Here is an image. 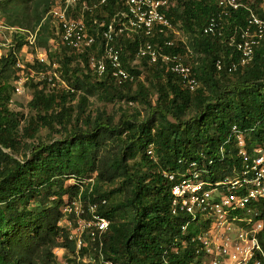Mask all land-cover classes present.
<instances>
[{"label":"trees","instance_id":"1","mask_svg":"<svg viewBox=\"0 0 264 264\" xmlns=\"http://www.w3.org/2000/svg\"><path fill=\"white\" fill-rule=\"evenodd\" d=\"M58 1L0 0V14L7 23L35 32L36 45L62 67L67 82L59 89L50 87L47 79L33 84L29 107L35 114L29 119L20 117L10 108L13 80L41 72L45 65L35 61L24 68L17 66L26 43L24 35L14 34L12 45L0 57V264H58L57 247H66L73 256L75 245L60 223L66 199L80 195L97 203L111 225L102 258L90 252L94 262L72 257L73 264H103V260L200 264L195 238L207 223L172 212L173 183L165 173L196 162L214 180L231 174L239 162L231 142L234 126L249 143L264 146V37L246 65L240 63L241 54L231 44L237 31L246 26L249 8L264 18L261 0H241L244 5L227 14L218 0H170L166 14L186 33L187 41L167 45L172 35L165 33L115 35L122 62L135 75L133 81L124 83L91 68L93 50L77 55L54 42L59 34L49 12ZM125 9L123 0H109L85 12V20L96 34L104 29L103 22L108 24ZM212 18L218 29L216 34H207L204 29ZM147 41L166 53L195 57L192 67L200 86L191 91L179 74L161 62L151 64L149 84L138 81L141 71L133 63L139 58L140 44ZM141 58L144 64L150 61ZM73 60L77 65L70 68ZM97 93L105 99L135 103L145 112L138 106H120L113 112L98 108L93 115L88 108L90 97ZM42 128L49 130L50 140L39 138ZM71 179L76 183L69 184ZM106 185L115 186L108 191L103 188ZM260 210L264 219V201ZM260 241L264 249V231Z\"/></svg>","mask_w":264,"mask_h":264},{"label":"built area","instance_id":"2","mask_svg":"<svg viewBox=\"0 0 264 264\" xmlns=\"http://www.w3.org/2000/svg\"><path fill=\"white\" fill-rule=\"evenodd\" d=\"M108 2L109 0L56 2L49 12L59 34L54 42L65 44L77 55L98 49V54L89 57L90 66L98 75L110 73L118 83L133 81L134 75L125 68L120 51L114 45L115 35L126 32L142 33L145 36L163 33L171 35L174 24L166 14L170 0H123L126 9L119 11L108 24L103 22L101 26L104 29L94 34L85 20V12H93ZM218 2L224 14L244 5L241 0ZM261 2L264 4V0ZM249 11L246 26L238 30L237 37L231 40V44L241 54L242 65L253 60L255 47L264 37V18L259 17L252 8ZM217 26L216 19L212 18L204 32L216 34ZM14 34L24 35L25 46L32 47L35 52L37 34L10 26L0 14V38H3L0 57L12 45ZM166 43L173 45V37ZM4 49L6 50L3 51ZM34 52L27 61H23L19 53L17 66L24 68L37 61L45 65L46 69L48 56L42 53L36 56ZM138 55L149 58L153 63L161 62L167 70L179 74L191 91L200 86L193 67L183 61L181 54L166 53L147 41L140 46ZM49 62L52 63L50 60ZM34 73L38 75L40 72ZM27 78L24 75L14 81L17 93L24 91ZM233 132L234 140L231 142L235 144L239 162L233 165L232 173L223 179L214 180L207 169H199L196 162H192L184 170L165 173L166 178L173 183L172 212L188 214L192 222L207 223L206 229L195 238L196 257L200 264H264V249L260 241V235L264 231V219L260 217V203L264 201V146L249 143V139L240 134L236 126L233 127ZM89 182L93 181L89 179ZM102 203L107 201L103 200ZM63 213L60 225L69 230V239L76 248L72 257L77 261L90 263L95 261L90 252H98L102 258L104 238L109 231L111 219L99 212L97 203L86 201L81 195L72 200L66 199ZM56 249L68 251L66 247ZM84 249L89 252L82 255ZM63 264L70 263L65 261ZM103 264L114 263L103 260Z\"/></svg>","mask_w":264,"mask_h":264},{"label":"rangeland","instance_id":"3","mask_svg":"<svg viewBox=\"0 0 264 264\" xmlns=\"http://www.w3.org/2000/svg\"><path fill=\"white\" fill-rule=\"evenodd\" d=\"M261 6L264 7V4L261 3ZM131 33H135V32H131ZM171 35L174 39V44L176 41H183L186 42L187 41V35L186 33L178 28L177 26L174 25V31L171 32ZM3 42V38H0V43ZM58 43H60L58 41ZM143 44V43H142ZM140 44V46L142 45ZM22 48L21 52H20V58L23 61H27L30 57V54L32 52H34L33 48L30 46H25ZM140 48V47H139ZM158 48V47H157ZM6 49H4L3 51H5ZM56 49H54L55 51ZM60 56H62L64 54V52L62 51L61 47H60ZM53 51V52H54ZM100 52V50L96 49L93 51V54H98ZM38 53H42L47 57L46 54V50H44V48L41 47H36L35 48V52L34 54L37 56ZM5 54V53H4ZM68 55H70V53H68ZM139 58H137V60L133 63V65L136 66V68H138L141 71V74L139 75V77H136V79L141 82H146V84H149L148 80L150 78H152V71L150 69L151 64H154L151 61L146 62L147 64H144V60L141 58V56L138 55ZM183 61L185 63H187L189 66H193L195 64V57H189L186 58V56H182ZM82 60V58H79ZM48 60V59H47ZM77 65V61L75 62L73 60V62L71 61L70 64V68L73 66ZM61 66H59L58 64H52L49 62L46 63V69L42 72H40L38 75L35 74L34 72H31L30 76L27 78V82L24 86V91L22 93H17L15 91L14 88V92L12 94V99L10 102V108L15 111L18 112L20 117L23 115L25 118L29 119L31 116H33L35 114V111L31 110L29 107V102L32 100L33 98V87L32 85L35 83H38L42 80L47 79L48 82H50V87L55 88V89H59L62 86H67V82L65 81L64 76L61 74ZM33 75V76H32ZM134 75V74H133ZM56 78V80H54L53 78ZM135 77V75H134ZM30 78V79H29ZM15 81V80H13ZM14 84V82H13ZM120 106H122V108H127V109H132L133 107L138 106V108L142 109V113L144 111V109L139 106L136 105L135 103H127L124 100H120L118 101V98H114V99H105L103 97H101V93H97L95 96H91L90 97V104H89V112H91L93 115L96 113L98 108L101 109H106L107 111L113 112L116 109H118ZM145 112V111H144ZM144 114V113H143ZM24 124V121H21V125ZM51 134L49 132L48 129L46 128H42L40 133H39V138L45 141L50 140ZM141 162V159H138ZM92 181H94L93 178H91ZM75 183V180L71 179V182H69V184ZM115 185L111 186V185H106L103 188L105 190L110 191ZM119 197V195L117 196ZM57 257H58V264H63L65 261H68L70 264H73L72 262H70V258H72V255L70 254L69 251L64 250H55Z\"/></svg>","mask_w":264,"mask_h":264}]
</instances>
